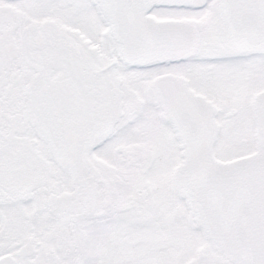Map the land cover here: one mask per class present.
I'll return each instance as SVG.
<instances>
[{"label":"snow or ice","instance_id":"6c2138e0","mask_svg":"<svg viewBox=\"0 0 264 264\" xmlns=\"http://www.w3.org/2000/svg\"><path fill=\"white\" fill-rule=\"evenodd\" d=\"M0 264H264V0H0Z\"/></svg>","mask_w":264,"mask_h":264}]
</instances>
